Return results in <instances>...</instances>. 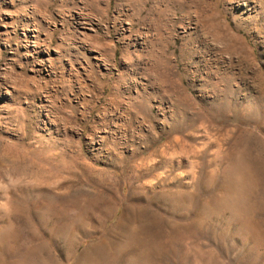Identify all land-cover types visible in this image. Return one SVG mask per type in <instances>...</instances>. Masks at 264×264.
<instances>
[{
	"label": "rangeland",
	"instance_id": "obj_1",
	"mask_svg": "<svg viewBox=\"0 0 264 264\" xmlns=\"http://www.w3.org/2000/svg\"><path fill=\"white\" fill-rule=\"evenodd\" d=\"M0 264H264V0H0Z\"/></svg>",
	"mask_w": 264,
	"mask_h": 264
},
{
	"label": "bare ground",
	"instance_id": "obj_2",
	"mask_svg": "<svg viewBox=\"0 0 264 264\" xmlns=\"http://www.w3.org/2000/svg\"><path fill=\"white\" fill-rule=\"evenodd\" d=\"M99 248V247H98Z\"/></svg>",
	"mask_w": 264,
	"mask_h": 264
}]
</instances>
